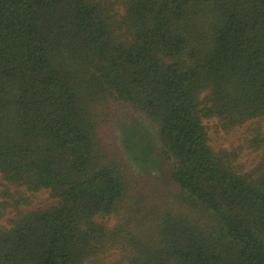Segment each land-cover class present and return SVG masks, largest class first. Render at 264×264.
Listing matches in <instances>:
<instances>
[{
    "label": "trees",
    "instance_id": "1",
    "mask_svg": "<svg viewBox=\"0 0 264 264\" xmlns=\"http://www.w3.org/2000/svg\"><path fill=\"white\" fill-rule=\"evenodd\" d=\"M116 105L157 129L177 192L132 194ZM212 119L257 124L216 149ZM261 121L264 0H0V264H264ZM22 189L56 204L24 212Z\"/></svg>",
    "mask_w": 264,
    "mask_h": 264
},
{
    "label": "rangeland",
    "instance_id": "2",
    "mask_svg": "<svg viewBox=\"0 0 264 264\" xmlns=\"http://www.w3.org/2000/svg\"><path fill=\"white\" fill-rule=\"evenodd\" d=\"M264 129V122H258ZM257 122H251L236 129L230 134L216 128L217 121L204 120V125L208 128L210 144L216 149L230 150L244 143L250 135V129ZM107 137L111 150L116 152L120 161L129 166V173L132 179V194L149 196L151 190L157 189L164 196L177 192L171 177V165L164 161L160 153V145L157 137V129L154 125L140 113L135 112L128 106L116 105L112 109V120L110 122ZM115 150V151H114ZM260 153L244 152L238 161L242 165L244 172H249L258 164ZM5 190V182L0 176V193ZM21 193L30 198L31 204L27 207H20L24 212H31L40 208H49L56 204V200L50 197L48 191H42L34 195H28L24 189ZM2 199V198H0ZM1 201V200H0ZM156 201L155 196L150 200V204L161 203ZM14 211L7 209L2 225L9 226L8 220L12 219ZM109 226L115 224V219L108 222Z\"/></svg>",
    "mask_w": 264,
    "mask_h": 264
}]
</instances>
